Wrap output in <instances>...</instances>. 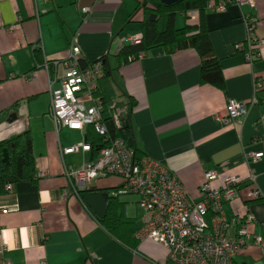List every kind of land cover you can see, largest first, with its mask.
Instances as JSON below:
<instances>
[{
    "label": "crops",
    "instance_id": "1",
    "mask_svg": "<svg viewBox=\"0 0 264 264\" xmlns=\"http://www.w3.org/2000/svg\"><path fill=\"white\" fill-rule=\"evenodd\" d=\"M157 2L0 0V140L26 131L35 161L33 179L10 183V190L4 187L0 192V208L7 209L0 211V258L10 264H173L162 244L134 237L142 222L138 196L122 192L120 178L100 177L85 185L74 182V190L64 174L93 155L92 150L62 155L60 147L80 141L86 127L84 132L66 127L56 132L48 115V70L52 73L53 60L68 56L71 42L87 62L105 55L111 69V101L129 105L136 148L174 171L192 199L201 196L205 168L216 170L214 185L227 174L246 179L251 168L261 196L249 198L250 185L245 183L223 208L227 217L252 213L255 222L248 229L264 240V45L252 62L234 48L245 36L248 17L256 20V35L264 38V0H255L254 6L226 0L223 9L175 14L176 27L202 23L208 30L223 87L200 83V57L192 47L171 52L156 47L118 63L115 54L126 38L141 36L142 6ZM84 5L90 7L86 13L80 10ZM35 48L41 51L40 62L34 57ZM29 72L35 76L24 77ZM56 73L62 74L61 65ZM253 95L257 102L243 117L229 125L216 119L231 100ZM11 112L16 118L6 121ZM248 150H262L263 155L247 164ZM85 189L106 190L115 197V213L130 221L131 232L121 239L107 230L81 198L79 190ZM234 264H264V252L256 245L240 248Z\"/></svg>",
    "mask_w": 264,
    "mask_h": 264
},
{
    "label": "built area",
    "instance_id": "2",
    "mask_svg": "<svg viewBox=\"0 0 264 264\" xmlns=\"http://www.w3.org/2000/svg\"><path fill=\"white\" fill-rule=\"evenodd\" d=\"M237 1L247 2L251 6L255 2ZM225 3L226 0L215 3L210 0L206 7L219 10L225 7ZM89 9L87 5L80 7L83 13ZM255 21L253 17L247 18L245 36L234 44L235 50L241 52L247 62L258 58L264 45V38L255 33ZM1 26L3 23L0 21ZM139 39L137 35L126 38L128 42H138ZM80 58L79 47L71 42L68 56L64 60H53L52 73L48 70V115L55 131L66 127L84 132L85 127L90 125L101 137L102 145L88 160L65 169L64 174L74 190V182L85 185L100 177L113 175L120 178V190L138 196L142 222L134 231V237L162 244L167 249L168 260L173 264H234L237 251L251 245L259 246L264 252V240L248 229L249 224L255 222L253 214L236 213L227 217L223 208L225 203L231 202L239 194L240 187L245 183L250 185L247 192L249 198L261 196L251 168L246 179L238 174H227L221 178L219 185L213 184L218 176L216 170L205 168L200 184L201 196L197 200L192 199L176 173L162 161L146 155L137 156L134 148L123 138L111 136L106 118L120 128L130 113V107L117 101L105 104L98 95L99 79L103 76L101 60L81 65ZM59 65L62 67L61 75L56 73ZM34 76L33 72L24 74L26 78ZM259 85L255 83L256 88ZM256 102V95L248 100H231L225 112L217 113L215 117L223 125H229L234 119L243 117ZM80 150L93 151L92 144L85 137L74 144L60 147L62 155ZM262 155V150L246 151L247 164L256 162ZM5 189L10 190V183L5 185ZM0 211L7 209L1 207ZM0 264L10 262L0 258Z\"/></svg>",
    "mask_w": 264,
    "mask_h": 264
},
{
    "label": "trees",
    "instance_id": "3",
    "mask_svg": "<svg viewBox=\"0 0 264 264\" xmlns=\"http://www.w3.org/2000/svg\"><path fill=\"white\" fill-rule=\"evenodd\" d=\"M210 0H179L165 5L157 2L154 6L144 4L143 18L141 19L142 33L138 42H125L115 57L118 63H125L138 58L142 53L152 48L161 47L164 51L171 52L174 49L186 47L194 48L200 57L199 80L200 83L212 84L223 87L224 78L219 64V59L214 53L208 30L202 23L185 24L181 27L174 25L175 14L179 11L197 9L200 12L206 7ZM154 13V17L150 15ZM166 15L164 28L159 27V20ZM37 62L41 61V51L38 48L33 50ZM103 65V76L99 79L98 95L101 96L105 104L112 100L111 69L107 65L105 55L99 58ZM81 65L88 63L80 58ZM132 103V102H131ZM130 103V104H131ZM130 115V114H129ZM129 115L125 118L122 126L116 128L109 118H106L108 132L111 136H119L127 144L132 146L137 156L142 155L135 146L131 129ZM85 139L92 144L93 152L101 145V137L93 130L92 126L86 127ZM8 152V159L4 161L3 149ZM35 161L32 153L31 138L24 131L11 138L0 140V192H4L7 183H15L25 179H33L35 173ZM85 190H79L81 198ZM117 200L110 197L105 216L100 220L103 226L113 235L123 239V235L131 232L130 221L116 215L115 208Z\"/></svg>",
    "mask_w": 264,
    "mask_h": 264
},
{
    "label": "water",
    "instance_id": "4",
    "mask_svg": "<svg viewBox=\"0 0 264 264\" xmlns=\"http://www.w3.org/2000/svg\"><path fill=\"white\" fill-rule=\"evenodd\" d=\"M159 2L169 5L171 3L177 2L179 0H158ZM154 13L150 15V18L154 17ZM14 118H16V114L14 112H11L9 116H7L6 121H11ZM2 159L6 161L8 159V152L6 148L3 149V157ZM110 198V194L106 190H100V189H87L84 192L83 200L86 206L93 212V214L101 219L105 216L108 201Z\"/></svg>",
    "mask_w": 264,
    "mask_h": 264
},
{
    "label": "rangeland",
    "instance_id": "5",
    "mask_svg": "<svg viewBox=\"0 0 264 264\" xmlns=\"http://www.w3.org/2000/svg\"><path fill=\"white\" fill-rule=\"evenodd\" d=\"M165 23V18L163 17V18H161V20L159 21V26H160V28H164V24Z\"/></svg>",
    "mask_w": 264,
    "mask_h": 264
}]
</instances>
